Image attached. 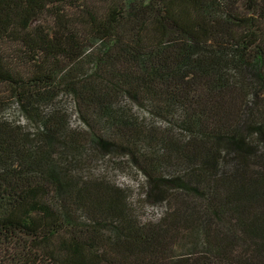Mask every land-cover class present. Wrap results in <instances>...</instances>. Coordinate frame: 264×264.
I'll return each instance as SVG.
<instances>
[{
	"label": "trees",
	"instance_id": "obj_1",
	"mask_svg": "<svg viewBox=\"0 0 264 264\" xmlns=\"http://www.w3.org/2000/svg\"><path fill=\"white\" fill-rule=\"evenodd\" d=\"M83 1L0 0V44L18 47L0 55V84L35 128L0 117V264H264V0H244L255 18L223 4L239 0L71 14ZM44 14L52 26H31ZM86 141L127 155L159 219L138 221L126 191L82 177ZM185 234L191 253L169 256Z\"/></svg>",
	"mask_w": 264,
	"mask_h": 264
},
{
	"label": "rangeland",
	"instance_id": "obj_2",
	"mask_svg": "<svg viewBox=\"0 0 264 264\" xmlns=\"http://www.w3.org/2000/svg\"><path fill=\"white\" fill-rule=\"evenodd\" d=\"M114 0H84L80 9H71V14L80 15L82 11L86 8L97 9L98 12L103 13L108 9L109 5H111ZM130 0H117V3L122 5L123 3H127ZM147 1V0H145ZM228 1V0H227ZM226 1V2H227ZM223 3V2H222ZM230 12L236 14L240 17H253L255 18V11L248 10L245 6L244 0H239L233 7L226 5L223 3ZM76 16V15H75ZM35 24H40L43 26H52L53 18L44 14L39 16L37 19L31 22V26ZM228 27H232L228 25ZM233 33L239 34V30L237 26L233 25ZM236 28V30H235ZM236 32V33H235ZM260 35L264 36V25L261 28ZM90 40V39H86ZM97 44L94 43L87 49V53L94 52ZM260 46L264 49V43H260ZM13 49H18V47L14 46L11 43H2L0 44V55L9 56L12 53ZM14 69L19 70L24 76H27L30 69L24 64H19L16 62ZM229 73L235 74L233 70ZM59 96L56 98V103L58 102V106H61V109L68 114V127L70 129H76L77 131L84 132V137H87L90 129L77 117L73 110V99L67 97L63 92H58ZM0 101L2 102V109L0 110V117L11 124V126L19 127L23 130V132L29 134L30 137L35 133V128L28 121L25 113L20 109V103L16 100L10 99L8 87L4 84H0ZM117 101H120L117 98ZM122 105L128 106V110H130L131 114L148 120L149 116H147L146 111L143 109H139L135 107V103H126L125 100H121ZM48 106L45 105L42 107L41 112H47ZM153 123L157 127H167L168 124H165L163 121L159 119H152ZM86 159L85 168L81 170L82 177L86 178L91 176V174L95 177L101 176L104 177L105 184L107 183L109 186L113 188H117L118 190L127 192V201L131 203L132 210H135V214H137V220L146 224L148 222L156 221L161 216V210L156 208V204L152 199H146L143 195V191L141 190V186L144 182V177L142 173L136 168L135 165L131 164L129 158L124 153L113 154L111 152H100L98 147L93 148L90 143L86 141ZM126 163V165H125ZM142 205V208L140 206ZM75 214H78L77 212ZM83 216L79 219L80 222H87V216L81 214ZM185 238H178L174 241L170 247L168 248V255H179L191 253V246L193 243L192 240H189L187 234H185Z\"/></svg>",
	"mask_w": 264,
	"mask_h": 264
}]
</instances>
